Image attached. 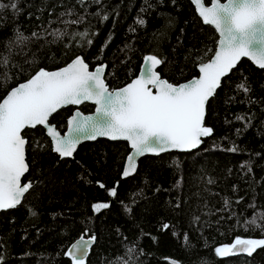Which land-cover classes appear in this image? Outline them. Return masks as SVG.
Returning a JSON list of instances; mask_svg holds the SVG:
<instances>
[{"label": "trees", "instance_id": "obj_1", "mask_svg": "<svg viewBox=\"0 0 264 264\" xmlns=\"http://www.w3.org/2000/svg\"><path fill=\"white\" fill-rule=\"evenodd\" d=\"M16 2L19 11L9 8L2 13L0 48L14 39L17 29L29 37L33 32L42 35L13 47L15 78L7 87L41 67L64 65L77 54L90 68L101 62L108 65L105 80L110 88L134 77L146 53L166 58L158 70L178 83L197 74L200 57L205 61L211 56L218 38L190 0H150L155 6L144 13L140 12L144 0H102L110 16L107 21L93 15L98 10L95 4L82 12L76 0ZM69 9L73 15H60ZM138 13L147 23L130 32ZM81 14L87 17L83 24L62 23ZM54 29L69 34L88 30L93 43L81 47L83 39L70 36L63 43H48L54 40L49 35ZM245 77L252 89L248 95L236 88ZM6 92L0 87V99ZM73 108L59 109L50 122L63 131ZM80 108L87 112L93 104L85 102ZM205 123L213 134L197 149L142 156L137 171L124 179L121 170L129 150L124 140L85 141L73 157L61 159L52 151L42 126L25 130L29 171L23 182L31 181L35 194L16 209L0 211V255L4 257L0 264H72L66 249L86 229L88 236L97 238L86 264H172L168 258L178 264H264V248L252 257L221 258L214 251L236 237L264 238V232L251 224L253 219L264 224V69L241 59L222 79ZM37 142L44 148H37ZM117 181V196L110 197L107 190ZM97 202L111 206L95 213L92 205ZM30 209L37 215L32 216ZM164 224L170 227L165 230Z\"/></svg>", "mask_w": 264, "mask_h": 264}, {"label": "snow or ice", "instance_id": "obj_2", "mask_svg": "<svg viewBox=\"0 0 264 264\" xmlns=\"http://www.w3.org/2000/svg\"><path fill=\"white\" fill-rule=\"evenodd\" d=\"M192 3L203 23L214 27L219 40L213 56L206 62L200 57L199 77L186 83L173 84L162 78L157 69L165 65L166 58L148 54L143 57V64L136 78L118 90H109L105 82L108 65L98 64L95 70L90 71L89 64L82 56L77 55L65 67L54 71L39 68L24 82L15 87H7L15 78L13 47L25 44L30 39H39L42 35L33 32L29 37L18 29L13 33L14 39L0 48V87L7 91L6 98L0 102V211L16 209L22 206L29 195L35 194L31 181L21 183L22 177L29 171V164L26 162V146L29 141L22 135L27 129L45 127L51 138L52 151L61 159L73 157L77 146L86 140L106 137L113 141L123 139L130 142L133 151L126 158L121 179L137 171L138 157L146 154L159 155L173 149L191 151L202 144V138L213 134V128L206 126L205 120L208 107L215 98L217 89L221 87V79L228 76L244 57L264 69V0H210V6L207 0H192ZM93 4L98 7L93 15L107 21L110 16L104 9L102 0H76V5L80 6L82 12ZM154 6L150 0H144L140 12H147ZM9 8L19 11L16 0H0V20H3L2 13ZM60 15H73V11L69 9ZM86 20L87 17L81 14L62 23L66 26L77 25ZM146 23V19L141 18L138 13L134 26H130L129 31L135 32V26L143 27ZM49 35L54 40L47 41L48 43L56 40L63 43L69 36L71 39H83L81 47L91 46L93 43L88 30L69 34L66 29H54ZM104 48L105 46H101V52ZM125 49H129V46L125 45ZM236 88L245 95L252 91L246 77ZM85 102L96 105L95 113L84 115L77 110L68 119L65 134L61 135L54 126H49L50 117L59 109L70 105L79 106ZM249 102L254 101L250 99ZM236 119L244 120L245 117L237 116ZM248 123H251V118H248ZM36 146L44 148L39 142ZM231 150L236 151L235 148ZM99 187L105 188V185L99 183ZM118 187L119 181L107 190L108 195L116 197ZM224 204L228 207L227 198ZM110 206L107 202H97L92 208L95 213H100ZM125 208L131 212L130 207ZM30 214L37 215L31 209ZM195 219L199 220V217ZM251 224L264 232V224H257L256 219ZM169 227L168 224L163 225L165 230ZM85 237H88L87 229L65 253L71 258L72 264H86L85 258L97 238L94 234L87 239ZM184 241L188 243L187 235L184 236ZM261 248H264V238L236 237L232 244L217 246L214 251L221 258L239 254L252 257ZM3 260V255H0V261Z\"/></svg>", "mask_w": 264, "mask_h": 264}, {"label": "water", "instance_id": "obj_3", "mask_svg": "<svg viewBox=\"0 0 264 264\" xmlns=\"http://www.w3.org/2000/svg\"><path fill=\"white\" fill-rule=\"evenodd\" d=\"M191 2H192V0H190ZM221 2H226V0H221ZM193 4V3H192ZM207 4H208V6H210V0H209V2H207ZM193 6H194V4H193ZM194 8H195V6H194ZM195 11H196V13H197V15H198V12H197V10H196V8H195ZM199 16V15H198ZM200 19L202 20V18L200 17ZM202 22H203V20H202ZM218 34V33H217ZM218 40H219V34H218V38H217V43H216V46H215V49H216V47L218 46ZM215 49H214V51H215ZM214 51H213V53L211 54V56H213L214 55ZM148 54H153V53H146V54H144V56L145 55H148ZM77 55H79V56H82V54H77ZM77 55H75V56H77ZM74 56V57H75ZM143 56V57H144ZM210 56V57H211ZM73 57V58H74ZM83 57V56H82ZM209 57V58H210ZM73 58H71L67 63H65L64 65H61V66H59V67H57V68H54V69H47V68H45L46 70H49V71H54V70H58L59 68H62V67H65L68 63H70L71 61H72V59ZM244 58H246V57H244ZM241 59H243V58H241ZM246 59H248V60H250L249 58H246ZM85 60V59H84ZM207 61V59L205 60V62ZM255 66H257L258 67V65H256L252 60H250ZM86 62V61H85ZM98 64H106L105 62H101V63H98ZM98 64H96V65H94L92 68H90V66H89V70L90 71H93V70H95V68H96V66L98 65ZM142 64H143V58H142V60H141V63H140V66H139V69H138V72L136 73V75L134 76V77H132L128 82H126L125 84H123V85H121V86H117V87H114V88H110L109 87V85L107 84V86H108V88H109V90H118V89H120V88H122V87H124V86H126L128 83H130L131 82V80L132 79H134V78H136V76H138L139 75V73H140V70H141V66H142ZM198 65H199V63L197 64V74L196 75H193V76H191V77H189L188 79H186V80H183V81H180V82H178V83H173V82H171V81H169V82H171V83H173V84H179V83H186L187 81H189V80H191L192 78H198L199 77V75H200V73H199V67H198ZM41 68H43V67H41ZM158 70V69H157ZM159 71V70H158ZM34 74V73H33ZM33 74H31V75H33ZM30 75V76H31ZM29 76V77H30ZM28 77V78H29ZM162 78H164V79H166L165 77H163V76H161ZM27 78V79H28ZM224 78V77H223ZM222 78V79H223ZM222 79H221V81H222ZM26 80V79H25ZM25 80H23V81H20V82H18V83H22V82H24ZM105 82H106V80H105ZM17 83V84H18ZM16 84V85H17ZM16 85H14V86H12V87H15ZM155 91V90H154ZM6 95H7V92L5 93V95L0 99V102H2V100L4 99V98H6ZM89 103H91V104H93V108H92V110H90V111H87V112H84V111H82L81 110V108H80V105L79 106H74V108H73V110H72V112L68 115V117H67V119H66V127H65V129L63 130V131H60L57 127H56V125H55V123H53V122H50L49 121V126H54L55 128H56V130L57 131H59L60 133H61V135H63V134H65L66 132H67V121H68V119L77 111V110H79L81 113H83L84 115H93L94 113H95V108H96V105L93 103V102H89ZM206 126H209V125H206ZM43 127V126H42ZM211 127V126H210ZM43 129H44V131H45V133H46V135L49 137V139H50V142H51V138H50V136L47 134V130H46V128L45 127H43ZM22 135H23V132H22ZM26 138V137H25ZM99 138H106V137H99ZM27 139V138H26ZM106 139H109V138H106ZM203 139L204 138H202V142H203ZM109 140H111V139H109ZM120 140H123V139H120ZM86 141H91V140H86ZM125 141V140H124ZM83 142H85V141H83ZM127 143H128V147H129V150H128V152L126 153V155H125V158H124V162H123V165H122V170H121V174H122V171L124 170V168H125V166H126V158L129 156V155H131L132 154V149H131V147H130V142H128V141H126ZM82 143V142H81ZM80 143V144H81ZM79 146V145H78ZM78 146H77V148H78ZM51 148H52V145H51ZM77 150V149H76ZM169 151H181V150H175V149H173V150H169ZM168 152V151H167ZM74 155V154H73ZM146 155H154V154H146ZM145 156V155H144ZM141 157H138L137 158V160H136V163H137V167H138V163H139V159H140ZM26 162H27V160H26ZM131 176V175H130ZM21 183L23 184V183H26V182H23V177H22V180H21ZM82 235H80L78 238H76L73 242H71L70 243V245L67 247V249H66V252L69 250V248L71 247V245L73 244V243H75L80 237H81ZM91 236V235H90ZM90 236H88V237H90ZM88 237H85L86 239L88 238ZM232 244V243H231ZM94 245V244H93ZM92 245V246H93ZM91 246V247H92ZM90 250H91V248H90ZM90 252V251H89ZM68 257V256H67ZM70 260H71V258L70 257H68ZM87 258V257H86ZM86 258H85V260H86ZM169 259V261L170 262H173V261H175V264H178V262L176 261V260H174V259H172V258H168ZM71 263H72V261H71Z\"/></svg>", "mask_w": 264, "mask_h": 264}, {"label": "rangeland", "instance_id": "obj_4", "mask_svg": "<svg viewBox=\"0 0 264 264\" xmlns=\"http://www.w3.org/2000/svg\"><path fill=\"white\" fill-rule=\"evenodd\" d=\"M233 242H234V241H233ZM233 242H232V243H233ZM230 244H231V243H230ZM230 244H228V245H230ZM219 246H223V245H219Z\"/></svg>", "mask_w": 264, "mask_h": 264}]
</instances>
